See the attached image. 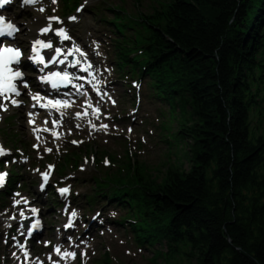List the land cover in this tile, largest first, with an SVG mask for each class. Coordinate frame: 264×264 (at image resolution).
Returning a JSON list of instances; mask_svg holds the SVG:
<instances>
[{
    "label": "trees",
    "instance_id": "trees-1",
    "mask_svg": "<svg viewBox=\"0 0 264 264\" xmlns=\"http://www.w3.org/2000/svg\"><path fill=\"white\" fill-rule=\"evenodd\" d=\"M133 2L142 73L157 89L179 85L168 92L189 95L196 122L178 131L189 159L113 173L130 187L114 198L142 217L143 239L166 240L172 257L189 250L187 264H264V0ZM111 12L127 16L122 4Z\"/></svg>",
    "mask_w": 264,
    "mask_h": 264
},
{
    "label": "snow or ice",
    "instance_id": "snow-or-ice-1",
    "mask_svg": "<svg viewBox=\"0 0 264 264\" xmlns=\"http://www.w3.org/2000/svg\"><path fill=\"white\" fill-rule=\"evenodd\" d=\"M53 4L57 3V0H51ZM13 3V0H0V9L4 8L6 5H10ZM42 0H21V7L25 6H37L41 5ZM38 10L42 13L45 11L44 7H39ZM83 10V5L81 8L77 9L78 12ZM70 20L76 21V16L69 17ZM48 23L39 28V34L42 36H46L49 33H55L56 37L60 38L61 42L69 41L72 39V37L69 35V31L61 26L59 28H54L51 21H56L58 24L63 25L64 21H62L59 17H49ZM21 34V26H18L16 23L12 22L10 19H6L5 16L0 15V37H6L11 38L12 43L0 45V111H7L9 105L13 107H19L23 103L22 100L18 99L22 95L21 88L28 89L30 85L26 82V73L20 69V65L22 63V60L24 59L23 53L25 49L23 48V45L21 43H17V37ZM39 46V47H38ZM40 49L48 50V52L52 53L49 57L46 58V56L39 55ZM76 52L80 53V58L75 60L71 67H76L78 65H81L82 63L85 64V67H81L82 72H88L89 68L94 67L93 63L88 60L87 52L82 47H75L73 49ZM30 53H34L35 55H29L27 59L33 61L36 64L43 65L42 68H40V71L43 72L45 68H48L50 64H64L65 61L63 59H59V57L62 54V49L60 47L55 46V43L53 40L49 37L46 40L39 39V38H33L30 41ZM71 54V53H69ZM41 81L48 82L50 80H53L52 87L56 88L58 86L57 81L59 83L68 82L71 83V74L67 71L64 72H51L48 75L41 76L39 78ZM31 98L33 100H36L39 97V94H32L29 93ZM42 99V98H41ZM115 103V101H113ZM48 105H50L53 109H58L61 107L67 108L69 106L68 100H48ZM42 108L46 107L45 105H40ZM35 107V105H33ZM96 111H99L97 108ZM33 113H29V116L32 117ZM63 115V113L61 114ZM77 117L81 116L80 112H77L75 114ZM48 121L46 120L45 123ZM56 123V122H53ZM29 124L34 125V120L29 119ZM103 128H107L108 125L104 124L101 125ZM37 129L34 127L33 131H36ZM131 131V129H129ZM73 143H81L78 141H73ZM35 147V146H34ZM47 151H51V149H47ZM8 155V150L3 148L2 145H0V157ZM87 163V161H86ZM107 163V161H106ZM51 167V166H50ZM8 174L7 173H0V187L3 186L4 180ZM44 183L46 184L48 182V173L42 174ZM70 189L60 188L59 192L64 195L69 193ZM18 195V194H17ZM16 204H19V201L15 202ZM31 211L33 213H36L38 209L32 208ZM21 217L24 216V212L21 211L19 213ZM77 212L72 211L71 216L69 218V222L65 227H71L72 226V217H76ZM15 219V217H12ZM40 224V221H36L35 224L32 225V228H37ZM23 234V233H21ZM27 235H32V230L29 229L27 232ZM13 240H15V237H13ZM7 242V241H5ZM20 248H24L25 245H18ZM63 251V256H70L73 259L76 256L75 252H70L67 250H62L59 246L54 248V252L57 255H60ZM15 255V253H13ZM25 256H27V253H25Z\"/></svg>",
    "mask_w": 264,
    "mask_h": 264
},
{
    "label": "rangeland",
    "instance_id": "rangeland-1",
    "mask_svg": "<svg viewBox=\"0 0 264 264\" xmlns=\"http://www.w3.org/2000/svg\"><path fill=\"white\" fill-rule=\"evenodd\" d=\"M102 1L103 0H97L95 2L92 1L93 4H91L89 10L93 12L92 9L99 6V4ZM148 2L150 1L143 0L144 8L142 9V11H146L145 6L147 5ZM116 3H119V4L121 3L126 8V11L128 13H134V11L136 10L133 5L134 3L133 0H104L102 7L99 8L100 13L98 14L94 12L93 13L96 16H98L100 20L110 21L113 18V13L110 12L109 9H111ZM119 20H122V18H119ZM130 53L136 54V49L130 50ZM157 84L160 85V83H157ZM178 87L179 85L163 87L165 91L160 93V97L158 98L159 100L157 101L162 104L164 109L167 106L171 111L165 112L163 115L157 110L158 114L159 115L161 114L160 115L161 118L158 124H160L162 120L164 123H168V124L166 125V128L162 130L160 129L158 131L160 134V137L158 141H156L157 144L155 145L154 150L150 153V155L147 157H138V159L141 162L148 164L149 166H154L153 169L155 168V166H157L158 169L159 168L161 169V167H158L159 164H161V162L162 164L166 163L165 161L168 162V159H167V157L169 156L167 155L168 151L170 152L171 155L172 154L175 155L174 158H171V156H169V162H171L170 165L175 163L174 161L176 160V158L179 161L185 162L187 159H189V156L191 154L190 145L193 144L192 139L185 138L182 134L176 135V133L180 131L181 129H183V126H182L183 124L187 122L194 124L196 122V119L193 116V111L191 109L190 102H189L190 100L189 95L186 92H181L178 95L168 92L169 89L171 88L174 89ZM149 88H150V77L146 76L144 78V89H146V91H148L150 95L152 96L153 91H151ZM141 92L143 95V91ZM157 94H158L157 92H154L153 96L156 97L158 96ZM164 103L166 106H164ZM170 142L172 146L170 145ZM93 171H94L93 169H88V172H93ZM119 194H122V192H120ZM123 227L126 229L127 234L124 235V232L121 231L120 238L126 241H130V243L127 244V248H132L133 244L131 242L137 244L136 236L132 232V228L129 223H125ZM166 244H167V241L162 240L160 244L155 243V244H149L150 246H139L141 247L140 249L142 250L144 249V253L143 252L140 253L138 251L137 258L130 259L129 263L130 264H164V261H163L164 257L158 261H155V260L150 261V259L151 257L154 256L155 253L153 252L155 251H159L162 254H167L168 249L166 248ZM145 252H148V254H145ZM188 252L189 250H187L186 252H182V256L172 257L177 254L175 252L170 251V254H169L170 256L168 257L169 259H171L170 261L173 262L174 264H187L186 256L184 257L183 254L185 253L187 254ZM189 263L192 264V261H190ZM120 264H122V262H120Z\"/></svg>",
    "mask_w": 264,
    "mask_h": 264
}]
</instances>
